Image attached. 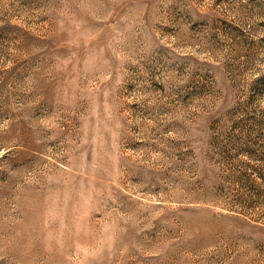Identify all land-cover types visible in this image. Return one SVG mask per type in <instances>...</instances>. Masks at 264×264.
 Returning <instances> with one entry per match:
<instances>
[{
	"label": "rangeland",
	"instance_id": "374dc122",
	"mask_svg": "<svg viewBox=\"0 0 264 264\" xmlns=\"http://www.w3.org/2000/svg\"><path fill=\"white\" fill-rule=\"evenodd\" d=\"M0 264H264V0H0Z\"/></svg>",
	"mask_w": 264,
	"mask_h": 264
}]
</instances>
